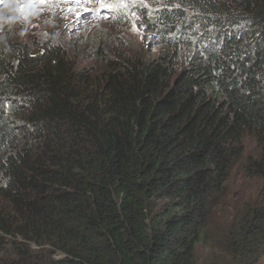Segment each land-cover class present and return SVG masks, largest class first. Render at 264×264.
Segmentation results:
<instances>
[{
	"label": "trees",
	"instance_id": "16d2710c",
	"mask_svg": "<svg viewBox=\"0 0 264 264\" xmlns=\"http://www.w3.org/2000/svg\"><path fill=\"white\" fill-rule=\"evenodd\" d=\"M162 2L137 24L158 54L89 35L81 71L0 6V264L264 255V0Z\"/></svg>",
	"mask_w": 264,
	"mask_h": 264
},
{
	"label": "rangeland",
	"instance_id": "374dc122",
	"mask_svg": "<svg viewBox=\"0 0 264 264\" xmlns=\"http://www.w3.org/2000/svg\"><path fill=\"white\" fill-rule=\"evenodd\" d=\"M26 1H32V4L30 6L28 4L26 8L21 4V0H5L1 5L6 8L8 13L5 14L8 16L11 13L14 14L13 16H18L14 31L20 36H26L28 43L32 44L40 42V39H45L48 32L56 33L55 31H58L57 37L64 38L62 40L66 39L70 51L83 52L77 59L76 67L79 71L90 68L93 64V59H89V53H87L88 47L82 46L80 43V40H84L89 35H111L116 40L111 45L114 51H123L122 48L133 45L134 47H143L148 53L158 54L160 52V49L156 47L158 44L156 36L150 33L143 35L144 32H141L140 25L137 24L140 19L138 12L144 6L142 3L153 8L154 3L162 4V0H98L93 3H89L87 0H76L49 5H40L36 0ZM207 1L221 7L228 4V0ZM110 3L116 7H126L125 11L129 10V18L126 19V22L121 23L115 20L117 23H109L110 21H107L114 15V13L108 12ZM132 27L136 34H133ZM59 29L68 31L63 33ZM124 29L130 33L123 31ZM242 144L244 156H254L258 151L255 141L250 136H244ZM0 251H6L7 256L11 253L9 246L6 245L0 247ZM258 264H264V255L261 256Z\"/></svg>",
	"mask_w": 264,
	"mask_h": 264
},
{
	"label": "clouds",
	"instance_id": "9594fccd",
	"mask_svg": "<svg viewBox=\"0 0 264 264\" xmlns=\"http://www.w3.org/2000/svg\"><path fill=\"white\" fill-rule=\"evenodd\" d=\"M5 0H0V6L4 3ZM68 1H76V0H36V2L40 3V5H49L52 3H65ZM89 3H93L94 1H98V0H87ZM29 2V3H28ZM26 1V0H21V4L24 5V7L26 8L29 4V6L32 4V1ZM110 8H108V12L110 13H114V15L112 16L113 18L108 19L107 21H112V20H119V18L123 19V15L125 16V21L127 18H129V10H126V7L122 6V7H116L113 3H110ZM144 6L141 7L140 9H144L148 15H150L152 13V9L153 8H149L147 5H145L144 3H142ZM141 11V10H140ZM105 13H107V11H105ZM102 19V18H101Z\"/></svg>",
	"mask_w": 264,
	"mask_h": 264
}]
</instances>
